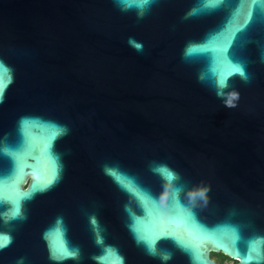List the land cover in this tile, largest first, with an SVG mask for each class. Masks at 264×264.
I'll return each instance as SVG.
<instances>
[{
    "label": "water",
    "instance_id": "obj_1",
    "mask_svg": "<svg viewBox=\"0 0 264 264\" xmlns=\"http://www.w3.org/2000/svg\"><path fill=\"white\" fill-rule=\"evenodd\" d=\"M0 66V264H264V0H0Z\"/></svg>",
    "mask_w": 264,
    "mask_h": 264
},
{
    "label": "snow or ice",
    "instance_id": "obj_2",
    "mask_svg": "<svg viewBox=\"0 0 264 264\" xmlns=\"http://www.w3.org/2000/svg\"><path fill=\"white\" fill-rule=\"evenodd\" d=\"M137 47H139V45H137ZM236 71L240 72V74L243 75L242 70H240L239 68H237ZM4 74H6V70H3L2 66H0V94H2V89H3V85H4ZM57 173H58V165L55 161H53L51 180H54L56 178ZM110 175H112L118 182H120L122 184L125 183L126 178L123 177L122 174H119L116 171L110 170ZM51 180L49 181V183H51ZM23 195L27 196L28 194L25 193ZM93 223H94V221H93ZM58 236H59V233H57V239H58ZM138 239L146 240V237L142 234H138ZM5 242H6L5 238H0V247H2ZM56 250L62 252L63 251L62 245L57 244ZM247 259L248 258L246 257L245 260H247Z\"/></svg>",
    "mask_w": 264,
    "mask_h": 264
},
{
    "label": "flooded vegetation",
    "instance_id": "obj_3",
    "mask_svg": "<svg viewBox=\"0 0 264 264\" xmlns=\"http://www.w3.org/2000/svg\"><path fill=\"white\" fill-rule=\"evenodd\" d=\"M209 257L212 260V262H214L215 264H219V263H217V259L222 257V256L219 254H210ZM226 260H228V259H226ZM233 264H236V262H233Z\"/></svg>",
    "mask_w": 264,
    "mask_h": 264
},
{
    "label": "trees",
    "instance_id": "obj_4",
    "mask_svg": "<svg viewBox=\"0 0 264 264\" xmlns=\"http://www.w3.org/2000/svg\"><path fill=\"white\" fill-rule=\"evenodd\" d=\"M225 260H226V258L220 257L217 259V263L222 264Z\"/></svg>",
    "mask_w": 264,
    "mask_h": 264
},
{
    "label": "rangeland",
    "instance_id": "obj_5",
    "mask_svg": "<svg viewBox=\"0 0 264 264\" xmlns=\"http://www.w3.org/2000/svg\"><path fill=\"white\" fill-rule=\"evenodd\" d=\"M222 264H233V261L226 260V261H224Z\"/></svg>",
    "mask_w": 264,
    "mask_h": 264
},
{
    "label": "clouds",
    "instance_id": "obj_6",
    "mask_svg": "<svg viewBox=\"0 0 264 264\" xmlns=\"http://www.w3.org/2000/svg\"><path fill=\"white\" fill-rule=\"evenodd\" d=\"M142 2H143L144 4H146V3L148 2V0H142Z\"/></svg>",
    "mask_w": 264,
    "mask_h": 264
}]
</instances>
